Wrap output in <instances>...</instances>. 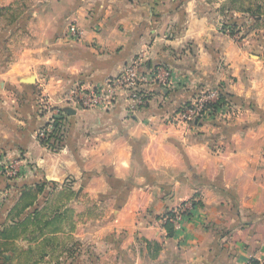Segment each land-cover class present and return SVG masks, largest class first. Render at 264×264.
<instances>
[{
	"label": "crops",
	"instance_id": "crops-1",
	"mask_svg": "<svg viewBox=\"0 0 264 264\" xmlns=\"http://www.w3.org/2000/svg\"><path fill=\"white\" fill-rule=\"evenodd\" d=\"M222 1L0 0L10 7L0 15V151L21 167L11 180L0 171V264H264V0L247 4L258 29L241 41L220 31ZM140 54L172 73L169 86L147 87V103L133 109L120 93L109 110L59 105ZM220 85L238 104L234 122L221 119L230 108L171 122L200 88ZM42 96L65 111L59 148L36 137ZM45 180L57 188L44 201L43 187L27 212L63 214L51 226L60 229L9 236L24 191ZM194 197L201 210L171 234L167 213Z\"/></svg>",
	"mask_w": 264,
	"mask_h": 264
},
{
	"label": "built area",
	"instance_id": "built-area-1",
	"mask_svg": "<svg viewBox=\"0 0 264 264\" xmlns=\"http://www.w3.org/2000/svg\"><path fill=\"white\" fill-rule=\"evenodd\" d=\"M145 61L144 55H138L119 76L105 80L98 87L86 89L82 86H75L64 97L63 103L70 107L81 109L103 107L109 110L116 105L117 97L120 93H124L127 99L131 101L132 108L137 109L138 106L148 102L147 98L150 93L148 86L159 85L166 87L172 82V73L169 68L164 65L147 68ZM219 97L220 91L218 87L202 90L190 104L184 105L173 115L171 122L177 125H196L199 122L213 118L222 109L231 108L228 103L215 110L212 105L217 102ZM51 104L47 100L43 108H41V111H44L42 117L46 118V121L38 130V137L48 146L52 135L56 134V123L62 120L65 115V111L62 108L52 107ZM20 168L19 160L6 159L4 155L0 154V171L4 175L9 178L16 177ZM193 202V199L184 202L173 211L172 216L165 217V222H173L175 229L180 228L183 221L188 218V213L192 212Z\"/></svg>",
	"mask_w": 264,
	"mask_h": 264
},
{
	"label": "rangeland",
	"instance_id": "rangeland-1",
	"mask_svg": "<svg viewBox=\"0 0 264 264\" xmlns=\"http://www.w3.org/2000/svg\"><path fill=\"white\" fill-rule=\"evenodd\" d=\"M189 0H178V2H177V8H180L181 6H183L184 5V3H186V2H188ZM256 1L257 0H225L224 2L222 1V2H219V4H217L218 6H217V10L220 12V17H219V21H220V24H221V26H220V31H222L224 34H228V33H231V34H233V35H237V38H236V41H241L242 40V38H243V35L245 34V35H247V34H250V32L252 31V30H255V29H258V27H256V19H255V16L254 15H252V13H250L249 11L250 10H248L247 9V4L249 3V2H252V7H253V9H257V7H258V4L259 3H256ZM179 3V4H178ZM204 3H206L205 5H208V7L210 6V4H212L211 2H210V0H204ZM212 6V5H211ZM215 7H216V5H215ZM10 7H4L3 8V10H0V15L2 14V15H4L5 14V12L6 11H8V10H6V9H9ZM197 9H199V4H198V6H197ZM235 12H239L241 15L240 16H234V13ZM18 14H22L20 11L18 12ZM24 15H25V13H24ZM258 25V24H257ZM25 31H24V40H25V37H26V35H25ZM22 41H23V39H21ZM17 42V41H16ZM15 42V43H16ZM18 43H19V41H18ZM25 43V42H24ZM17 44V43H16ZM204 89H209V88H206V87H204V88H200L199 89V92L188 102L189 104L195 99V97L202 91V90H204ZM47 100H49L48 98H46L45 96H42V99L40 100V102H39V105H40V107L41 108H43V105L45 104V102L47 101ZM188 103H186L185 105H188ZM52 105V107H54V104L52 103L51 104ZM56 105V104H55ZM59 105H65V103H63V104H59ZM230 106H231V108L229 109V111L227 112V116L226 117H222L221 119H227L229 122H230V120H232L233 122L235 121V119H233L234 117H236V116H238L239 115V111H237V109H236V107L238 106V104H236V103H234V102H232V103H230ZM55 107H57V106H55ZM59 107V106H58ZM60 107H62V106H60ZM183 107V106H182ZM250 107L252 108V109H255V103H251L250 104ZM52 109H54V108H52ZM181 109V108H180ZM179 109V110H180ZM232 109V110H231ZM233 109H236V110H233ZM42 110V109H41ZM233 111H236V112H233ZM40 112H42V111H40ZM47 112V111H46ZM238 112V113H237ZM241 112H243V111H241ZM175 113H177V111L175 112ZM174 113V114H175ZM43 114H44V111L42 112V116H43ZM219 116V113L218 114H215L214 115V117L213 118H216V117H218ZM228 117V118H227ZM213 118H211V119H213ZM224 119V120H225ZM63 121L65 120V118H63L62 119ZM227 120H225V121H227ZM45 121H46V118H45V120H44V123H45ZM207 121V120H206ZM206 121H204V122H201V123H205ZM43 123V124H44ZM43 124H41L40 125V127H39V129L42 127V125ZM38 129V130H39ZM36 137H37V139L40 141V143H42V145L44 144L43 143V141L38 137V131H37V134H36ZM44 145H46V144H44ZM0 154H2V152L0 151ZM16 159V158H15ZM12 160H13V158H12ZM4 174V173H3ZM20 174H21V168H20V171H19V174L16 176V177H13V178H9V177H7L6 175H4L8 180H11V179H14V178H17V177H19L20 176ZM71 179V181H70V185H71V187H74V186H76V184H77V180H75V179H73V178H70ZM86 183L83 181L82 182V185L84 186ZM41 185H43V187H44V190H45V192L43 193L45 196H44V198H43V200L45 201V199L47 198V197H49L50 196V194L53 192V191H55V189L57 188V184H56V182H52V181H42L41 182ZM82 186V187H83ZM104 195H106V194H104ZM104 200V199H106V198H98V201H101V200ZM193 198H191V199H189V201H191ZM193 200H195L196 201V199H193ZM201 208H202V206H195L194 204H193V208L191 209V214L190 215H188V216H191L192 214L194 215V213H196L197 211H199V210H201ZM194 210V211H193ZM16 212V211H15ZM91 216H93L94 217V219L95 220H100L101 218H102V214L99 212V211H96V210H94L92 213H91ZM173 225H174V223L173 222H171ZM175 227V226H174ZM38 249H37V247H34L33 248V250H32V252H33V254L35 253V255L37 254H39L40 252L39 251H37ZM22 264H29V263H24V261H23V263Z\"/></svg>",
	"mask_w": 264,
	"mask_h": 264
},
{
	"label": "trees",
	"instance_id": "trees-1",
	"mask_svg": "<svg viewBox=\"0 0 264 264\" xmlns=\"http://www.w3.org/2000/svg\"><path fill=\"white\" fill-rule=\"evenodd\" d=\"M219 91H220V97L217 100L216 103H213V108L217 110L218 108L230 104L232 102L235 103L234 99H232V95L226 92L223 86H219ZM56 128H55V133L52 135V139H50V144L55 147L59 148L58 146L61 145L62 142V137H61V122L59 121L56 123ZM203 124V123H202ZM43 191V186H37L36 188H30L29 190H25L24 194L20 200V204L15 207L14 212L16 211L17 215H20L22 212H24V220L20 221L17 223L16 226L10 227L9 230V236H17L19 230L22 228L24 231V238H32L37 239L39 236H44L49 233L57 232L59 227H51L53 226V222L56 221H62L61 217L62 215H58L54 218L48 217L45 213H43V209H39L38 207H35L33 209V212H27L29 208L35 206L37 200H38V195L40 192ZM193 199H196L195 197ZM194 205L195 206H203L202 202L200 200H194ZM69 211V210H66ZM189 215L191 213H188ZM168 216H172L173 212H168ZM67 215H65L66 217ZM166 226L168 227L169 231L171 234L174 232V225L167 221ZM6 231H3L0 233V235H7L5 234ZM38 234V235H37ZM32 236V237H31ZM257 264V263H256Z\"/></svg>",
	"mask_w": 264,
	"mask_h": 264
},
{
	"label": "water",
	"instance_id": "water-1",
	"mask_svg": "<svg viewBox=\"0 0 264 264\" xmlns=\"http://www.w3.org/2000/svg\"><path fill=\"white\" fill-rule=\"evenodd\" d=\"M67 111H68L69 114L74 113V111H72L71 109H67Z\"/></svg>",
	"mask_w": 264,
	"mask_h": 264
}]
</instances>
